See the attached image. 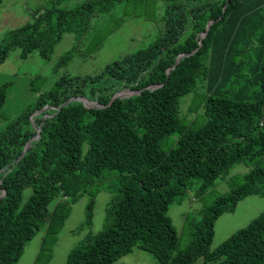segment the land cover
<instances>
[{"label": "trees", "instance_id": "obj_1", "mask_svg": "<svg viewBox=\"0 0 264 264\" xmlns=\"http://www.w3.org/2000/svg\"><path fill=\"white\" fill-rule=\"evenodd\" d=\"M46 1L2 40L0 65L16 48L22 58L37 52L48 59L64 34L84 39L96 13L133 0H86L71 9L62 7L65 0ZM167 7L163 29L146 48L95 75L59 76L0 130V264H17L42 228L35 264H45V254L50 260L71 206L112 172L120 194L107 210V227L71 250L66 264H113L135 247L158 264H264V211L211 249L216 220L244 198L264 196V0ZM103 41L91 42L86 56ZM8 85L0 86V110ZM189 96L197 102L184 116ZM240 163L249 171L237 188L198 217L185 216L189 243L182 246L170 207L182 202L192 179L201 181L200 198Z\"/></svg>", "mask_w": 264, "mask_h": 264}, {"label": "rangeland", "instance_id": "obj_2", "mask_svg": "<svg viewBox=\"0 0 264 264\" xmlns=\"http://www.w3.org/2000/svg\"><path fill=\"white\" fill-rule=\"evenodd\" d=\"M86 0H65L62 7L71 9ZM186 0H133L129 3L116 5L108 13H96L92 26L83 39L78 33H66L62 40L54 46L48 59H43L37 52L27 58L21 57L20 49L12 50L7 59L0 65V86L8 85L6 102L0 110V130L37 96L50 90L56 79L63 75L72 76L95 75L106 65L146 48L163 29L162 17L168 5H176ZM46 0H4L0 5V43L9 31L15 30L32 19V10L40 5H48ZM123 22V23H122ZM121 26L118 28V26ZM111 33V34H110ZM110 34V35H108ZM108 35V36H107ZM103 39L101 46L92 55L86 56L84 49ZM92 44L91 46H93ZM75 50V57L66 67L55 71L56 63L67 52ZM246 72V71H245ZM37 77H40L41 80ZM37 78V80H35ZM189 96L182 104V114L185 116L191 103L196 104ZM94 105V103H91ZM95 106V105H94ZM182 117V115H181ZM176 137V136H175ZM249 168L243 164L233 167L228 177L218 181L206 190L200 198L197 193L201 184L199 179H192V184L181 203L173 204L168 215L180 237L181 245L189 243V237L184 229L185 216L192 214L198 217L199 212L214 204L222 196L229 194L242 183V178ZM109 181L103 183L98 191L91 196L85 194L71 206L62 229L58 232L52 257L47 261V255L40 261L45 264H66L68 254L78 247L89 235L102 232L107 227V210L113 198L120 194L117 175L112 172ZM28 193V192H27ZM26 193V194H27ZM94 200L93 217L90 224L85 225L88 204ZM55 203L50 205L53 209ZM264 211V196L251 195L241 200L232 212H224L215 223L214 239L211 249L214 250L237 231L247 227ZM45 229L38 231L25 246L24 253L17 264H35L40 253ZM113 264H158L156 258L141 248L135 247L131 253L121 257ZM196 264H203L201 261ZM207 264H219L218 261Z\"/></svg>", "mask_w": 264, "mask_h": 264}, {"label": "water", "instance_id": "obj_3", "mask_svg": "<svg viewBox=\"0 0 264 264\" xmlns=\"http://www.w3.org/2000/svg\"><path fill=\"white\" fill-rule=\"evenodd\" d=\"M209 28V27H208ZM208 30V29H207ZM71 100H73V98L72 99H70V100H68L67 101V103H69ZM40 132V131H39ZM30 145H31V141H29V143H28V146H27V148L25 149V151L30 147ZM25 151H24V153H25ZM23 153V154H24ZM23 154H22V156H23Z\"/></svg>", "mask_w": 264, "mask_h": 264}, {"label": "bare ground", "instance_id": "obj_4", "mask_svg": "<svg viewBox=\"0 0 264 264\" xmlns=\"http://www.w3.org/2000/svg\"><path fill=\"white\" fill-rule=\"evenodd\" d=\"M91 103H93V102H91Z\"/></svg>", "mask_w": 264, "mask_h": 264}]
</instances>
